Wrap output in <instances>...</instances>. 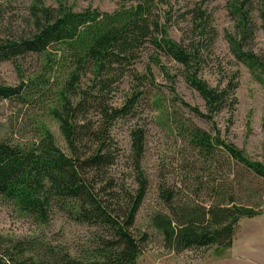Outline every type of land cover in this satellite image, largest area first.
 <instances>
[{"label":"trees","instance_id":"trees-1","mask_svg":"<svg viewBox=\"0 0 264 264\" xmlns=\"http://www.w3.org/2000/svg\"><path fill=\"white\" fill-rule=\"evenodd\" d=\"M127 1L132 3L130 8L110 14L51 8L34 0L30 13L35 30L17 40H0V64L45 55L50 68L46 74L53 76L57 68L58 75L64 76L60 89L48 101L49 80L42 74L16 87L0 86V102L33 107L43 103V113L60 124L70 150L68 155L57 145L45 123L37 126V138L30 145L22 147L0 138V196L39 223L47 224L52 211L59 209L75 223L102 232L94 248L79 257L34 240L6 245L0 236V264H137L148 239L145 233H134L149 191L142 168L146 144L142 129L131 132L136 187L114 192L108 172L121 153L111 128L138 108L137 96L143 92L138 90L120 109L108 106L107 98L115 84L134 74L148 44L180 65L184 80L205 100L206 115L187 106L197 116L213 120L224 110L236 111L239 71L232 72L224 88L211 87L200 77L204 55L199 44L174 41L168 26L154 16L155 0ZM228 6L235 30L226 36L230 52L264 85V60L245 45L256 34L255 11L264 28V0H230ZM193 13L192 23L200 22L195 28L201 27V8ZM151 59L163 67L158 56ZM148 73L149 77L138 78L137 89L152 80L150 68ZM89 75L92 85L81 88ZM92 113L98 115L97 121ZM184 133L203 167L202 176L194 175V189L206 192L209 200L183 202L179 189L162 183L158 188L161 209L153 214L151 226L163 236L165 247L176 253L231 248L240 221L264 213L238 203L233 166L264 179V164L224 140L220 131L213 136L191 124ZM108 188L112 192H106Z\"/></svg>","mask_w":264,"mask_h":264},{"label":"rangeland","instance_id":"rangeland-1","mask_svg":"<svg viewBox=\"0 0 264 264\" xmlns=\"http://www.w3.org/2000/svg\"><path fill=\"white\" fill-rule=\"evenodd\" d=\"M42 1L51 8L64 7L74 12L93 9L110 14L132 5L127 0ZM229 1L155 0L153 12L160 23L168 26L169 35L174 41L184 44L195 41L199 44L204 55L200 77L211 87L224 88L232 72L239 71V104L234 114L227 109L211 120L191 111L188 105L208 114L205 100L184 80L180 65L164 56L152 44H148L143 50L134 74L115 84L107 98L108 106L120 109L138 90L143 92L137 96L138 108L127 118L118 120L111 128V135L121 153L117 163L108 172L110 181L114 184V192L122 188L131 191L136 187L131 132L142 129L146 135L142 168L149 181V191L137 216L134 233L136 236L145 233L148 239L137 264H246L245 244L247 264H264V213L256 218L242 219L233 247L227 249L211 247L176 253L165 247L163 236L151 226L153 214L161 209L158 188L162 183L179 189L178 196L183 202L209 200L206 192L194 189V175L202 176L200 172L203 167L184 133H187L191 124L213 136L220 131L224 140L243 150L253 161L264 164V85L257 82L248 67L239 63L230 52L226 36L228 33L234 34L235 30L228 10ZM33 2L34 0H0V40H17L35 30L30 13ZM198 8H201L204 15V23L195 28L200 22L192 23L193 12ZM253 18L256 34L245 45L264 60V28L256 11ZM203 28L205 35H202ZM152 56H158L163 67L154 64ZM46 63L45 55H29L20 59L18 64L2 63L0 86L16 87L45 74L50 85L46 96L48 101L60 89L64 76L58 75L60 72L57 68L54 70L56 74L48 76L46 70L50 68ZM149 68L152 70V80L146 87L137 89L138 78L150 76ZM92 79L91 75L84 78L81 88L89 89ZM43 105L39 103L33 107L9 100L0 102V138L24 147L36 140L37 126L45 123L53 133L57 145L69 155L70 150L61 133L60 124L43 113ZM93 118V121L99 119L96 113ZM233 167L236 171L238 203L264 210V179L243 168ZM102 186L107 188L105 183ZM106 192H112V189L108 188ZM101 235L102 232L97 227L79 225L59 209L52 211L47 224L39 223L0 196V236L4 238L6 245L34 240L62 248L74 257H79L94 248Z\"/></svg>","mask_w":264,"mask_h":264},{"label":"crops","instance_id":"crops-1","mask_svg":"<svg viewBox=\"0 0 264 264\" xmlns=\"http://www.w3.org/2000/svg\"><path fill=\"white\" fill-rule=\"evenodd\" d=\"M245 243H247V241ZM244 255L246 256L245 263L247 264V244L244 245ZM250 264H261V263H250Z\"/></svg>","mask_w":264,"mask_h":264}]
</instances>
